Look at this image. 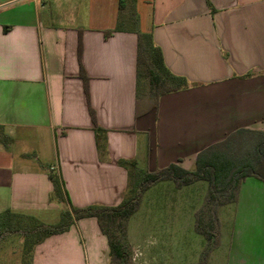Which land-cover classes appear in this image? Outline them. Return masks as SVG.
<instances>
[{
    "label": "crops",
    "instance_id": "1",
    "mask_svg": "<svg viewBox=\"0 0 264 264\" xmlns=\"http://www.w3.org/2000/svg\"><path fill=\"white\" fill-rule=\"evenodd\" d=\"M118 2L0 0V126L10 139L0 144V213L43 223L67 209L48 200L49 171L61 177L72 207L116 206L126 186L117 161L147 172L193 171L197 154L228 135L264 132V0H134L140 31L188 83L149 109L136 101V35L104 37L116 26ZM89 106L106 132V162ZM206 186L163 181L143 193L127 226L132 264L198 261L205 241L193 216ZM218 219L219 244L206 264H264L263 181L245 178ZM108 253L95 219L86 218L36 246L31 264H108Z\"/></svg>",
    "mask_w": 264,
    "mask_h": 264
},
{
    "label": "trees",
    "instance_id": "2",
    "mask_svg": "<svg viewBox=\"0 0 264 264\" xmlns=\"http://www.w3.org/2000/svg\"><path fill=\"white\" fill-rule=\"evenodd\" d=\"M133 2L134 0H119L116 26L113 30L105 31L104 37L127 30L136 35V101L143 100L145 108L149 109L157 106L161 96L184 90L188 83L185 78L168 71L160 49L153 44L151 34L140 31ZM80 52L81 45L78 42V55ZM79 78L89 101L88 79L82 68ZM88 110L98 155L102 162H106V132L97 126L90 106ZM9 143L10 139L0 126V144L6 147ZM116 165L126 172L125 190L116 206L72 207L68 203L61 177L49 171L48 179L52 185L49 202L68 205L67 209L61 211L58 223L48 225L32 216L6 210L0 213V242L12 236L21 237V263L31 264L35 247L46 238L66 232L79 220L94 218L100 232L107 239L108 264H132L127 226L130 217L139 207L143 193L163 181H171L177 189L197 181H205L206 193L194 214V231L205 241L195 264H206L209 254L219 244V208L236 201L239 185L245 178L254 177L264 182V132L238 130L228 135L221 142L210 145L197 154L193 171L168 165L154 172H147L139 169L135 161L126 160H119Z\"/></svg>",
    "mask_w": 264,
    "mask_h": 264
},
{
    "label": "rangeland",
    "instance_id": "3",
    "mask_svg": "<svg viewBox=\"0 0 264 264\" xmlns=\"http://www.w3.org/2000/svg\"><path fill=\"white\" fill-rule=\"evenodd\" d=\"M206 188H207V186L204 189V195L206 193ZM197 191L199 192L200 190L197 188L196 190H194V193L197 192ZM160 195H162V194H160ZM152 202H153V196L152 197L150 196V198L147 196L146 198H144L143 205L145 207H149L150 205H152ZM140 204H141V200H140ZM140 204H139V206H140ZM62 210L63 209L60 208L59 211L51 212V213L45 215L44 217L41 218V221L44 224H48V225L57 224L58 221H59V216H60V213H61ZM194 214H195V212H194ZM135 218H137V217L131 218V220H130L131 224H135L136 223L137 220ZM193 218H194V216H193ZM193 223H194V219H193ZM22 241L23 240H22L21 237L12 236V237L6 238L5 240L0 242V264H22L21 263V245H22ZM131 253H132V256H133L134 253H133L132 250H131Z\"/></svg>",
    "mask_w": 264,
    "mask_h": 264
}]
</instances>
